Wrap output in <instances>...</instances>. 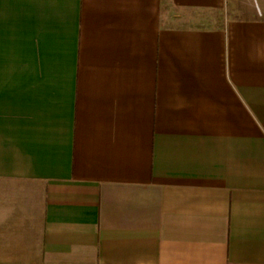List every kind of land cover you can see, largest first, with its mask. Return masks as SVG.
Masks as SVG:
<instances>
[{
	"label": "crops",
	"instance_id": "1",
	"mask_svg": "<svg viewBox=\"0 0 264 264\" xmlns=\"http://www.w3.org/2000/svg\"><path fill=\"white\" fill-rule=\"evenodd\" d=\"M0 264H264V0H0Z\"/></svg>",
	"mask_w": 264,
	"mask_h": 264
}]
</instances>
